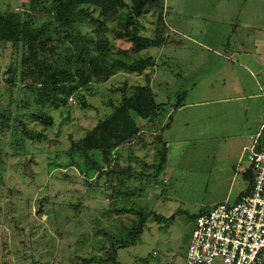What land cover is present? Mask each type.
<instances>
[{"label":"rangeland","instance_id":"rangeland-1","mask_svg":"<svg viewBox=\"0 0 264 264\" xmlns=\"http://www.w3.org/2000/svg\"><path fill=\"white\" fill-rule=\"evenodd\" d=\"M40 1L0 0V11L27 13L26 20L33 15V24L42 26L55 11L45 3L43 11H35L32 6ZM163 2L165 14L139 19L140 34L167 40L150 53L157 59L152 86L158 102L172 109L154 125L139 120L145 131L143 146L133 152L123 148L115 158L121 166L144 173L130 181L127 177L121 196L113 195L105 177L89 176L84 160L73 164L66 151L97 125L108 101L117 104L122 99L117 89L129 76L120 73L96 86L94 96L84 92L86 104L73 96L67 108L51 109L54 125L43 127L30 118L38 105L32 106L27 96L40 87L39 62L50 59V53L22 41L0 47V113L10 115L13 124L0 135V264H108L104 257L111 249V234L118 235L140 212L155 215L148 218L136 244L119 250V262L185 264L197 218L218 204L235 203L250 189L245 148L253 145L264 122V76H253L241 65L232 71L224 55L229 52L225 42L239 21L252 25L239 29L240 40L250 45L256 36L252 48L263 41L258 31L264 32V0ZM242 3V14H235ZM115 31L112 25L110 50L119 56L131 44L116 41ZM57 32L54 29L55 41ZM23 113L30 128L46 137L27 140L20 148L22 134L15 133L14 118ZM159 136L169 148L162 173L157 169L163 151ZM131 152L141 162L131 163Z\"/></svg>","mask_w":264,"mask_h":264},{"label":"trees","instance_id":"trees-1","mask_svg":"<svg viewBox=\"0 0 264 264\" xmlns=\"http://www.w3.org/2000/svg\"><path fill=\"white\" fill-rule=\"evenodd\" d=\"M43 3L53 7L55 15L42 26L33 24V15L26 20L27 13L0 11V47L22 41L37 44L50 53V59L39 62L40 87L30 89L31 98L27 96L33 99L32 106L38 105V112L30 118L43 127L54 125V117L48 113L51 109L67 108L69 101H74L73 96L86 104L84 92L94 96L99 90L96 86L111 82L120 73L129 76L126 78L127 83L117 89L123 93L122 99L117 104L108 101L105 104L108 111L105 110L97 125L81 139L73 140L66 151L73 164L79 165L84 160L89 176L95 174L97 180L105 177L104 182L112 187L113 195H124L123 187L127 177L130 181L134 175L144 176V173H136L131 165L123 167L117 163L116 160L122 154L121 149L128 148L133 152L135 148L143 146L142 136L145 133L140 121L154 125L172 109L171 104L158 102L152 86L157 59L150 53L162 49L167 40L161 36L154 38L141 35L139 22L140 18L149 14H165L167 6L163 0H41L32 8L43 11ZM112 25H116V41L131 44L130 49L123 51V55H114L110 50L113 44L108 35ZM84 26L90 28V31L85 32ZM56 28L58 40L55 41L53 31ZM130 78L134 81L145 78L148 82L145 85H134ZM100 94L104 95V92L100 91ZM179 107L180 103L174 108L175 111ZM11 121L10 115L0 113V128L3 130L0 135H6L11 130ZM14 121H17L15 133L22 134V138L17 140L18 147H23L22 144L27 140L36 141L46 137L44 132L30 128L26 113L15 116ZM158 138L163 151L157 169L162 173L168 165L169 148L162 137ZM156 150L159 154L160 148L157 145ZM132 152L131 163L133 159L141 162V158L132 156ZM251 176L252 184L248 192L254 184L253 174ZM153 215L140 212L136 220L119 230L118 235L111 234V249L105 251L104 261L108 264H121L118 260L119 250L137 243L148 218ZM157 218L161 219L159 216Z\"/></svg>","mask_w":264,"mask_h":264},{"label":"built area","instance_id":"built-area-1","mask_svg":"<svg viewBox=\"0 0 264 264\" xmlns=\"http://www.w3.org/2000/svg\"><path fill=\"white\" fill-rule=\"evenodd\" d=\"M246 153L252 189L197 218L185 264H264V122Z\"/></svg>","mask_w":264,"mask_h":264},{"label":"crops","instance_id":"crops-1","mask_svg":"<svg viewBox=\"0 0 264 264\" xmlns=\"http://www.w3.org/2000/svg\"><path fill=\"white\" fill-rule=\"evenodd\" d=\"M242 9H243V3L239 5V10H236L235 14H238V13L242 14L241 12ZM237 23L232 28V31L229 34L230 36L227 38V44L225 42V46L229 48L228 50L229 52H227V54L224 55V58L228 62H231V63H228L229 68L231 64H233V67L231 66V69L232 71H235L236 68L239 65H241L245 69H248L253 76L254 74H259V75L264 76V39L263 41L257 40L253 48H252L253 41L254 39L257 38L256 36L252 38L250 45L245 44V42H243L242 40L238 38V35H239L238 31L239 29L244 28V27L252 28V25L251 23H249V21H246V20H242ZM261 32H262V35H259V37H264V34H263L264 32L262 30L258 31V33H261ZM220 57L222 58V54H220ZM157 123H159V121ZM143 132L145 133V131ZM246 149L247 148H245V150ZM247 192L248 190L243 192L240 195V197L236 200V202H238L244 195H246Z\"/></svg>","mask_w":264,"mask_h":264}]
</instances>
